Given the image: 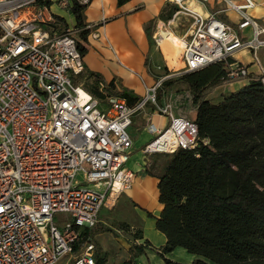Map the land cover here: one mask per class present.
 <instances>
[{
  "label": "built area",
  "instance_id": "obj_1",
  "mask_svg": "<svg viewBox=\"0 0 264 264\" xmlns=\"http://www.w3.org/2000/svg\"><path fill=\"white\" fill-rule=\"evenodd\" d=\"M40 1L48 0H0V264H58L66 257L72 264H94V244L85 242L83 233L96 227L110 199L131 188L133 174L126 165L133 116L150 104L168 120L162 129L147 126L154 138L143 148L146 155L194 149L197 127L176 116L170 101L156 103L168 75L145 87L133 106L119 96H106L102 104L75 85L72 77L83 73V58L71 31L44 29L54 22L53 3ZM71 1L92 2L57 0V7L68 11ZM166 1L176 8L167 24L179 16L189 19L178 36L177 70L188 73L223 62L227 81L256 75L264 86L259 59L264 21L249 15L252 0H214L225 6L220 12L239 15L235 26L190 6L211 0ZM165 26L158 23L153 37L159 48ZM238 54L248 56V63ZM167 133L169 139L162 141Z\"/></svg>",
  "mask_w": 264,
  "mask_h": 264
},
{
  "label": "trees",
  "instance_id": "obj_2",
  "mask_svg": "<svg viewBox=\"0 0 264 264\" xmlns=\"http://www.w3.org/2000/svg\"><path fill=\"white\" fill-rule=\"evenodd\" d=\"M129 1L116 0V4L120 7ZM40 3L51 5L49 1ZM87 6L71 1L68 13L74 19L72 30L56 15L44 28L51 34L71 31L82 58L88 52L90 34L84 17ZM167 8L165 5L158 19H171L176 8ZM149 30L147 24L145 33L150 42ZM83 72L96 84L86 90L92 97L119 96L128 106L139 100L124 88L116 90L115 79L109 81L105 94L100 75L85 68ZM165 73L169 75L166 69ZM244 80L245 86L213 104L209 98L214 90L231 83L226 80L224 63L218 62L180 72L164 80L157 91V103L162 104L170 100L172 88L182 86L172 99L174 113L197 127L194 149L164 154L166 161L160 172L155 166L146 171L157 179V200L162 208L155 228L166 242L155 252L165 264H180L165 257L175 248L197 256L191 264H264V86L256 75ZM191 112L195 113L193 120ZM116 227L130 235V247L127 258L113 264H138L147 246L135 244L142 238L141 229L125 222ZM83 235L85 242L94 244V264H106L107 256L100 254L93 229Z\"/></svg>",
  "mask_w": 264,
  "mask_h": 264
},
{
  "label": "crops",
  "instance_id": "obj_3",
  "mask_svg": "<svg viewBox=\"0 0 264 264\" xmlns=\"http://www.w3.org/2000/svg\"><path fill=\"white\" fill-rule=\"evenodd\" d=\"M252 1L255 3V7L249 11V15L262 23L264 21V0ZM165 3H167L166 0H130L118 7L116 0H92L84 11L85 22L90 30L87 44L88 52L83 58L86 71L99 73L107 81H111L116 77L121 83L120 86L124 88L134 86V88H140L141 90V87L145 89V87L153 85L156 78L153 77L149 65H151V68H155L154 63L158 60V53L149 43L145 33V24L157 18ZM190 6L202 15H214L233 26L240 20L239 15L234 11L220 12L225 6L223 4L217 5L214 0L207 4L191 2ZM58 10L60 9L58 8ZM54 15L56 14L54 13ZM56 16L60 15L57 14ZM244 35L247 36L248 31H245ZM107 45L112 49V53L108 51ZM237 57L244 56L238 54ZM145 59L148 60L147 66L145 65ZM246 59L242 60L247 64L248 58ZM125 70L139 73L142 86L137 85L133 79L128 77ZM245 84L246 81L238 89L245 86ZM136 85L138 87H135ZM142 120L144 134L132 141L131 157L126 167L133 174L131 188L127 190V192H130L129 201L125 200L122 206L125 207V204L131 205L130 210L134 216V222L129 225L141 229L142 238L139 240V244H147L144 254L137 259L138 264H165L155 252V249L163 246L166 242L165 236L155 228V218L160 215L162 208L157 200V179L146 174V171L155 166L156 172H160L166 157L164 154L146 155L143 153V148L154 138L146 130L147 126L152 124L157 129H162L168 120L166 117L156 114L152 108L148 109ZM122 199L123 195L121 193L116 199H113L112 203H107L103 209H111L115 202L119 203ZM148 213L152 216L149 217ZM98 223L106 224L102 218H98ZM113 231L116 232L112 229ZM117 233L119 232L117 231ZM97 237H100V235H95V238ZM115 240L117 251L114 254L117 255L111 258L113 263L126 259L130 247V240L121 235L117 236ZM99 248L101 252L112 255V252L107 251L105 245H99ZM165 257L180 264H191L198 259L197 256L187 253L182 248H175Z\"/></svg>",
  "mask_w": 264,
  "mask_h": 264
},
{
  "label": "rangeland",
  "instance_id": "obj_4",
  "mask_svg": "<svg viewBox=\"0 0 264 264\" xmlns=\"http://www.w3.org/2000/svg\"><path fill=\"white\" fill-rule=\"evenodd\" d=\"M48 1L50 3H53V5H52L53 13H55L56 15L57 14L60 15L59 17H62L65 20V22L68 24V28L72 30L73 17L70 16L68 11H66V10H62V9L58 10L57 0H48ZM165 5H168L169 8H167V9H170V10L173 7V6H170L168 3H165L164 6ZM164 6H163V8H164ZM165 15L166 14L164 13V16ZM159 21L164 22L166 24V26H165L166 30L170 31L172 34H174L175 36L178 37V36L183 35L186 32L188 25H189V19L185 18L184 16H179L178 18H176V20L173 23L167 24L166 23L168 21L167 18H160V19L157 18V19H155L154 23L149 21L145 24V26L147 24H149V28H150L149 32L151 33V40L149 43L154 48V50H156L158 53V60L156 63H154L155 68H151V65H149L150 71H151L154 78H159L162 76L163 77L166 76V73H165V69H166L167 73L169 74L168 77L165 79V80H167L169 78L179 76L180 71L177 70L178 68L171 69L168 67V65L166 64V60L164 59V56L161 53V49L155 44V42L153 40L155 33L158 32V28H157L156 24H158ZM101 38H102V40L104 39L103 36ZM108 46L109 45H107L106 47H108ZM108 49H109L108 51L110 53H112V49H110L109 47H108ZM242 58L244 60H247L246 58H248V56L242 57ZM259 59L261 60L262 64H264V50L259 52ZM88 60H89V57H88ZM125 72H126V75L128 74L127 76L130 77L131 79H133L137 85L142 86L141 76L139 75V73L134 72V71L131 72L128 70H125ZM83 73L79 76L72 77V82L75 85H82V88L84 90L90 91L96 86V84L94 83L92 78L86 79V76H84ZM94 73H96V72H94ZM97 74H99V73H97ZM100 77L102 79V82L104 83L103 86L106 87L103 89V93L105 92V94H107L108 91L106 89L110 88L108 86L109 81H107V79L103 75H100ZM115 80H116V83L114 85L116 86V90H119V88H124V87L120 86L121 83H120L119 79H117L115 77ZM155 81H154V83H155ZM244 83H245V80H237V81L231 82L230 84H226L224 86L218 87L217 89L214 90V92L211 94L209 99L211 100V102L213 104L218 103L221 99V96L228 95L229 93H231L234 90L241 87ZM137 85L135 87H138ZM181 88H183V87L182 86H176V87L171 89V93L169 96V99H170L169 101L171 103H172V99L174 98L175 94L177 93V90H179ZM124 89L127 90L132 97H137L139 99H142L146 94L145 89L142 87H141V90H140V88H134V86L125 87ZM100 91H102L101 88H100ZM104 100H106V99L105 98H99V101L102 104H105ZM161 103L163 104L164 102L161 101ZM162 104H158V105H162ZM149 108H153V106L148 104L142 112L133 116L132 123H131L130 127L128 128V134H129L130 138L132 139V141L135 138L142 137V135L144 134L143 130H142V128H143L142 118H143V115L148 112ZM190 114H191L190 119L193 120L195 113L191 112ZM137 152H135V153H137ZM126 167H127V165H126ZM77 180L82 181V176L78 175ZM129 193L130 192H127V190L124 191L122 193L123 199L120 200L119 203H116L114 200L115 204L111 209L104 210L102 208L98 214V218L99 219L102 218L104 220V223H106V224L98 223L96 225V227L93 229V231L95 232V235H100V237H97V238H95V236H94V241L97 243L98 247H99V245L100 246L105 245L107 251L109 250V252H112V255L106 253V256H107V258H106L107 263L106 264H113V262H111V258L116 257V255H117V254H114V252L117 251V242H116L115 238L117 236L121 235V236L125 237L127 240H130L129 234L124 233L122 230H118V228L116 227L117 223H119V222H125L128 224H132L134 222L133 221L134 216L130 210L131 205L125 204V207L122 206L124 204L125 200L129 201ZM112 202H113V199H110L108 201L109 204ZM105 216H106V218H105ZM108 229L116 230V232L115 231L110 232ZM117 231L119 233H117ZM100 254L103 255L104 253L100 251ZM58 264H72V260L70 257H66L64 259H61V261Z\"/></svg>",
  "mask_w": 264,
  "mask_h": 264
},
{
  "label": "bare ground",
  "instance_id": "obj_5",
  "mask_svg": "<svg viewBox=\"0 0 264 264\" xmlns=\"http://www.w3.org/2000/svg\"><path fill=\"white\" fill-rule=\"evenodd\" d=\"M160 35L161 40L159 41V46L168 67L171 69L179 68L181 66L177 59L181 49V42L179 38L170 31H162ZM169 137L170 133H167L166 136L162 138V141H167Z\"/></svg>",
  "mask_w": 264,
  "mask_h": 264
}]
</instances>
